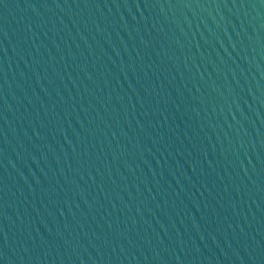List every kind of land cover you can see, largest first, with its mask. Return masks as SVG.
Masks as SVG:
<instances>
[{
	"label": "water",
	"instance_id": "obj_1",
	"mask_svg": "<svg viewBox=\"0 0 264 264\" xmlns=\"http://www.w3.org/2000/svg\"><path fill=\"white\" fill-rule=\"evenodd\" d=\"M0 264H264V0H0Z\"/></svg>",
	"mask_w": 264,
	"mask_h": 264
}]
</instances>
